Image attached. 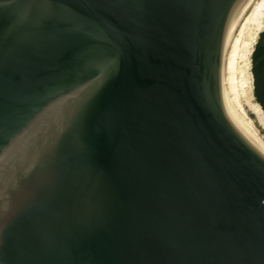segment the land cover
<instances>
[{"label": "water", "instance_id": "obj_1", "mask_svg": "<svg viewBox=\"0 0 264 264\" xmlns=\"http://www.w3.org/2000/svg\"><path fill=\"white\" fill-rule=\"evenodd\" d=\"M236 1L0 0V264H264Z\"/></svg>", "mask_w": 264, "mask_h": 264}, {"label": "bare ground", "instance_id": "obj_2", "mask_svg": "<svg viewBox=\"0 0 264 264\" xmlns=\"http://www.w3.org/2000/svg\"><path fill=\"white\" fill-rule=\"evenodd\" d=\"M264 29V0H237L227 19L220 63V96L224 113L234 129L264 158V111L253 101L251 55ZM246 106V107H245Z\"/></svg>", "mask_w": 264, "mask_h": 264}, {"label": "trees", "instance_id": "obj_3", "mask_svg": "<svg viewBox=\"0 0 264 264\" xmlns=\"http://www.w3.org/2000/svg\"><path fill=\"white\" fill-rule=\"evenodd\" d=\"M252 60L255 76V95L264 111V47L261 44H257Z\"/></svg>", "mask_w": 264, "mask_h": 264}, {"label": "rangeland", "instance_id": "obj_4", "mask_svg": "<svg viewBox=\"0 0 264 264\" xmlns=\"http://www.w3.org/2000/svg\"><path fill=\"white\" fill-rule=\"evenodd\" d=\"M257 44H261V46L264 47V29L263 31L259 34L258 36V39H257V42L254 46V50L256 49L257 47ZM253 50V52H254ZM253 52H252V55H251V63H250V72L252 73V77H253V88H252V93H253V101L254 102H258L257 98H256V95H255V89H254V85H255V76H254V72H253ZM259 103V102H258ZM260 104V103H259ZM261 105V104H260ZM246 107V106H245ZM246 111L248 113V115L253 119L255 125L257 126V128L259 129L260 133L262 135H264V129L257 123L256 119H255V116L254 114L248 109V107H246Z\"/></svg>", "mask_w": 264, "mask_h": 264}]
</instances>
